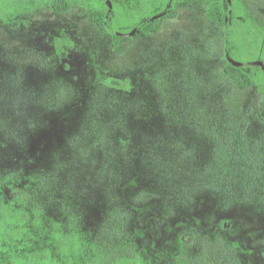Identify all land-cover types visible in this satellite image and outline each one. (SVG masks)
<instances>
[{"label": "rangeland", "instance_id": "obj_1", "mask_svg": "<svg viewBox=\"0 0 264 264\" xmlns=\"http://www.w3.org/2000/svg\"><path fill=\"white\" fill-rule=\"evenodd\" d=\"M147 1L111 0L110 25L133 31L129 51L116 55L110 33L90 22L92 0H72L64 13L46 0H0V177L18 172L21 187L40 192L45 224L78 228L100 250L109 244L101 231L121 213L119 248L136 245L152 264H203L207 255L264 264L260 72L248 70L260 80L247 90L224 75L211 0H178V16L155 34L133 30L130 14ZM237 1L252 20L235 29L247 35L245 50L254 35L264 48V0ZM228 110L232 129L249 125L263 160L258 193L245 184L253 153L242 143L238 158L218 163L205 133L206 119ZM43 177L52 179L49 191L32 181ZM186 235H194L190 247Z\"/></svg>", "mask_w": 264, "mask_h": 264}, {"label": "trees", "instance_id": "obj_2", "mask_svg": "<svg viewBox=\"0 0 264 264\" xmlns=\"http://www.w3.org/2000/svg\"><path fill=\"white\" fill-rule=\"evenodd\" d=\"M14 1L17 0H11V4L15 6ZM71 1L46 0L58 13L70 11ZM92 2L94 8L90 14V22L104 27L110 33L111 49L114 54L127 53L133 44V31L120 32L110 25L113 13L111 0H92ZM177 2L178 0H148L138 13L130 14L134 16L132 19L137 21L133 30L137 29L145 34L159 32L166 20L178 16ZM129 18L126 16L125 22ZM208 18L213 25L220 27L224 34L225 53L228 57L223 69L224 75L237 90H247L254 84L259 85V78L254 77L248 70L258 69L262 80L261 90L264 93V48L258 47V37L254 35L255 47L253 46L252 49L248 47L245 50L243 40L247 35L235 30L240 22L247 28L252 26V20L245 8L237 0H211ZM246 53L248 57L255 54L262 63L258 65L255 61L250 62L249 58L244 59ZM119 85L120 82L115 84L117 87H120ZM233 114H235L234 110H228V112H220L213 120L206 119L210 123L209 125L206 123L205 133L210 132L208 135L215 145L218 163L228 159L235 160L238 156L237 150L242 143L245 149L253 153L250 161L256 164V168L250 174L253 179L246 180L245 184L247 191L252 185L253 192L258 193L262 188L259 179L263 172V164L259 168L257 164L262 163L263 160L255 155V149L251 146L254 143L248 139L246 129L249 125L241 122L238 123L239 128L232 129L233 125L229 123V118ZM223 115L229 116L228 120ZM258 116L264 122V104L260 107ZM21 180L18 172H9L0 177V264H152L143 257L136 245L119 248L121 239L126 236L123 224L127 221V218H122L121 213L113 214L115 218L113 220L118 224H106L101 231L102 239H108L106 241L109 244L115 239L116 245L105 244L100 250L96 244H91L87 234L78 228L64 230L58 223L45 224L42 220L44 210L40 192L30 191L33 189L30 184L21 187ZM32 181L38 184L36 189L41 191L43 189L49 191V185L52 183V179H44V177L41 180L33 178ZM9 194L12 198H9ZM262 196L263 201L260 200V205L264 206V193ZM223 198L226 201V197ZM225 206L231 205L226 203ZM194 240V235H186V246L190 247ZM223 255L228 256V253L224 252ZM226 262L221 258L213 261L207 255L203 264H228Z\"/></svg>", "mask_w": 264, "mask_h": 264}]
</instances>
